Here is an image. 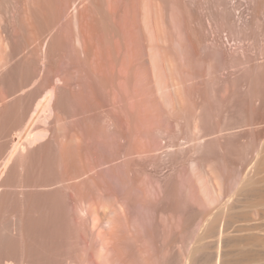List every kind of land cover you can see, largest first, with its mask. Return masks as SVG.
Masks as SVG:
<instances>
[{
  "label": "rangeland",
  "instance_id": "374dc122",
  "mask_svg": "<svg viewBox=\"0 0 264 264\" xmlns=\"http://www.w3.org/2000/svg\"><path fill=\"white\" fill-rule=\"evenodd\" d=\"M39 1L46 5L42 4V8H48L39 10ZM39 1L0 0V162L5 156L11 157L8 166L0 163V250H5L0 252V264H264V166L258 174L252 171L256 165V150L264 147V104L250 101L251 91L243 82L248 76L257 78V75L234 67L225 70L216 81L211 71L202 76L199 56L183 53L179 47L180 0H173V3L172 0ZM37 2L40 6L35 18L36 10L32 9ZM156 3L158 19L154 20L157 25L154 20L152 22L153 17L148 18L150 31L147 32L144 18L139 14L145 15ZM60 4L64 5L62 11L58 8ZM70 5L80 10L85 6L84 11H80L84 20L79 18L80 31L74 29L81 34V28L85 27V30L82 28L83 37L77 31L73 35L74 25L63 15ZM43 11L56 15L45 19L46 13L41 14L45 20L41 25L40 12ZM58 13H62L60 19ZM131 19L135 24L139 22V31L135 29L139 35L136 31L133 35ZM87 20L97 23L93 26L94 23L89 24ZM84 23L88 25L83 26ZM71 24L73 31L69 30ZM161 33L164 40L159 37ZM76 36L81 45L74 46L72 38ZM58 40L62 45L65 43L63 46L67 49L59 47ZM101 41L104 46L99 43ZM73 50H83L79 53L85 55L78 53L76 58L78 51L74 53ZM106 51L111 54L106 55ZM91 59L101 62L96 60L97 66ZM110 60H115L116 64ZM102 61L112 64L106 66ZM166 61L175 71L176 81L181 82L177 89L178 100L175 98L180 106L175 104L172 90L166 84L169 79ZM83 65L88 66L85 68L88 72ZM90 66H93L91 71ZM104 68L107 74L114 70L118 76L113 71L111 74L116 77L106 74L110 77L105 79L108 82L100 81L105 76ZM80 72L84 76L78 74ZM80 75L83 77L79 78ZM58 76L61 82L56 80ZM70 81L73 87L69 86ZM51 87L54 89L51 110L42 111L43 98ZM128 93H132L130 97ZM39 98L42 103L37 101ZM37 102L41 103L39 107H36ZM122 102L124 105L119 104ZM29 130L44 132L46 136L27 146L25 135ZM16 141H22L26 146L22 145L24 150L22 147L17 151L12 149ZM139 148L147 152L139 156L135 152ZM127 157L133 159L130 161ZM212 168L222 171V183L228 189L226 194H221L222 198L218 197L223 199V204L225 202L224 207L214 200L215 192L207 176ZM4 169L5 174L2 173ZM249 173L256 174L252 179L254 183L249 184L250 188L247 185L246 191L243 189L244 194L236 193L234 188L240 176ZM189 189H200V197L204 195L205 198L194 200ZM115 206L119 211L116 214L113 213ZM114 219L119 227L109 226L108 221ZM29 230L32 234L27 233ZM38 255H43V259Z\"/></svg>",
  "mask_w": 264,
  "mask_h": 264
},
{
  "label": "bare ground",
  "instance_id": "6f19581e",
  "mask_svg": "<svg viewBox=\"0 0 264 264\" xmlns=\"http://www.w3.org/2000/svg\"><path fill=\"white\" fill-rule=\"evenodd\" d=\"M39 1V0H38ZM43 1V0H42ZM45 1V0H44ZM49 1V0H48ZM76 1V0H75ZM82 1V0H81ZM84 1V0H83ZM82 1V2H83ZM155 1H157V0H155ZM40 2V1H39ZM39 2H37L38 4H39ZM180 2H181V6H182V10H181V15H182V25H181V41H180V43H179V47H180V50L181 51H183V53H186V54H190V53H192V54H195V55H198L199 56V59H200V64H201V74H202V76H205V75H208V72L210 73V71H211V73H213L214 75H215V78H214V76H213V79H215V81L216 80H218L219 78H220V76H221V74L225 71V70H227V69H229V68H234V67H239V68H244L245 70L247 69L250 73H253V74H255V75H257V78H254V77H251V76H248L249 78L247 79V78H245L244 80L245 81H243L245 84H246V87L251 91V96H250V101H253V102H259L260 104L262 103V104H264V91H262L263 89H264V0H207L206 2H204V0H180ZM37 3H36V7H34L32 10H33V12H34V10H36V12H34L33 13V15L34 14H37V12H38V6H40V4H41V6H40V9L39 10H41L42 11V9H47V8H42V4H43V7L44 6H46L45 5V3H41L40 2V4L39 5H37ZM46 3H48L47 1H46ZM74 3V2H73ZM172 3H173V0H172ZM50 4V3H49ZM48 4V5H49ZM52 4V3H51ZM55 4V3H54ZM54 4H52L53 5V7L55 6ZM66 4V3H65ZM75 4V3H74ZM77 4V3H76ZM79 4V3H78ZM86 5H87V3H85ZM61 5V4H60ZM58 6V8L62 11L63 9H61L64 5H61V6ZM72 5V4H71ZM71 5H70V8H71ZM81 5V4H80ZM83 5V4H82ZM172 5H174V4H172ZM171 5V9L173 10L174 9V7ZM66 6V5H65ZM79 6V5H78ZM113 6V5H112ZM87 7V6H86ZM92 7V6H91ZM139 7V6H138ZM158 6H157V3L156 4H152L151 5V7L149 8V10H148V12L147 13H144L145 15H141V13L139 14L138 12H139V9L137 10L138 12H136V13H138L140 16H142L144 19V26L146 27H143V28H145L146 29V31L147 32H149L150 31V29H149V27H148V23H147V21H148V18H152L151 20H152V22H153V20L154 19H158L156 16H158L157 14V12H158V8H157ZM42 8V9H41ZM58 8H56V10H57V12L58 11H60V10H58ZM67 8H68V10H67ZM67 8H65L66 10H65V13H63V15L65 14L66 15V18H70V19H68V20H66V21H69L70 23H73V30L76 28V29H78L79 31H80V26H82L81 25V23H80V19H82L81 18V15H83L80 11H84V9L83 8H85V6L82 8V10H80L81 8H77V6L76 5H74L71 9L69 8V7H67ZM93 8V7H92ZM109 8V7H108ZM50 9H53V8H51V6H50ZM90 9V8H89ZM88 9V10H89ZM95 9V8H94ZM115 9V8H114ZM55 10V11H56ZM86 10V9H85ZM96 10V9H95ZM107 11V10H106ZM32 12V11H31ZM49 12H51V11H49ZM90 14H92V11H88ZM97 11H95V13H96ZM134 12V13H135ZM144 12V11H143ZM44 13H46V14H44ZM52 13H53V10H52ZM51 13V15H56V13H54V14H52ZM62 13H58V16L57 17H59L58 19H60V14H62ZM85 13H87V12H85ZM95 13H93V14H95ZM100 13V12H99ZM112 13V12H111ZM111 13H110V16H111ZM128 13V12H127ZM150 13V14H149ZM161 12H159V14H160ZM38 14H39V12H38ZM43 15L44 14V16H46L47 15V17H45V19L46 18H48V16H50L51 18H52V16L49 14V13H47V11H43V12H40V15ZM49 14V15H48ZM89 14V15H90ZM123 14V13H122ZM126 14V13H125ZM136 15L137 17L139 16V15ZM148 14L150 15V17L148 16ZM39 15V16H40ZM41 15V16H42ZM63 15H61V16H63ZM88 15V14H87ZM96 15V14H95ZM102 16H103V14H101ZM135 15V14H134ZM134 15L133 16H131V18L132 17H134ZM36 15H34V17H35ZM38 16V15H37ZM41 16H40V18H41ZM44 16H42V18H41V21H42V24L41 25H43V22L45 21L43 18H44ZM85 16H86V14H85ZM92 16V15H91ZM90 16V17H91ZM94 16V15H93ZM98 16V15H97ZM122 16V15H121ZM126 16V15H125ZM171 16H172V14H171ZM55 18L54 19H56L57 17L56 16H54ZM82 17H84V16H82ZM128 16H126V18H127ZM136 17V18H137ZM36 18V17H35ZM61 18H63V17H61ZM80 18V19H79ZM86 18V17H85ZM93 18V17H92ZM101 18V17H100ZM99 18V19H100ZM135 18V19H136ZM37 19H39V17L37 18ZM50 19V18H49ZM48 19V20H49ZM58 19H56V20H58ZM87 19V18H86ZM98 19V18H97ZM96 19V20H97ZM98 19V20H99ZM134 19V18H133ZM133 19H131V20H129V21H132ZM139 19V18H138ZM40 20V19H39ZM39 20H36V21H39ZM83 20V19H82ZM101 20V19H100ZM119 20H126V19H119ZM142 20V19H141ZM51 21H54L53 19L51 20ZM59 21V20H58ZM57 21V22H58ZM84 21V20H83ZM88 21V20H87ZM136 21H137V19H136ZM135 21V22H136ZM140 21V20H139ZM155 21V20H154ZM56 22V21H55ZM54 22V23H55ZM82 22V21H81ZM86 22V21H85ZM99 22V21H98ZM102 22H104L103 20H102ZM133 22V21H132ZM131 22V23H132ZM39 23H40V21H39ZM39 23H37V24H39ZM51 22H49V23H47V24H50ZM62 23H64L65 24V21L64 22H62ZM62 23H61V25H62ZM87 23H89V21L87 22ZM87 23H84L85 25H83V26H86V24ZM92 23H94V24H92ZM95 23H97V22H93V21H91V23H89V24H92L93 26L95 25ZM121 23V22H120ZM124 23V22H123ZM129 23V22H128ZM131 23H129V24H131ZM134 23V22H133ZM137 24L139 23V22H136ZM155 23H156V21H155ZM154 23V24H155ZM56 24V23H55ZM63 24V27L64 26H66V25H64ZM67 24V23H66ZM99 24V23H98ZM98 24H96V26L98 25ZM122 24V23H121ZM137 24H135L134 23V25H135V27H134V25H132L131 24V27H132V29L131 30H134L133 31V35H136V34H134L135 33V31L136 30H138L139 31V29L137 28V27H139ZM142 24H143V22H142ZM141 24V25H142ZM68 25H69V23H68ZM88 25V24H87ZM92 25H90V28H91V26ZM101 25V24H100ZM137 25V26H136ZM140 25V24H139ZM156 25H157V23H156ZM49 26V25H48ZM58 26H60V25H58ZM92 26V27H93ZM122 26H124V24L122 25ZM36 27H37V25H36ZM88 27V26H87ZM87 27H86V29H87ZM97 27H99V26H97ZM38 28V27H37ZM40 28H41V26H40ZM61 28V27H60ZM67 29H69L68 27H66ZM72 28V24H71V26H70V29L69 30H72L71 29ZM84 30H85V27H82ZM82 28H81V34H80V32H78L77 30H74V32L75 31H77V33H79V35L80 36H82L83 37V35H82V32H84V31H82ZM124 29H125V27H123ZM127 28V27H126ZM134 28V29H133ZM58 29V27L55 29V30H57ZM88 29H89V27H88ZM87 29V30H88ZM99 29H101V27L99 28ZM122 30L123 32L125 31V30ZM129 29V28H128ZM136 29V30H135ZM38 30V29H37ZM40 30V29H39ZM38 30V31H39ZM42 30V29H41ZM68 30V32H71V31H69ZM72 30V31H73ZM90 30H92V29H90ZM93 30H94V28H93ZM92 30V31H93ZM97 30V32H100V31H98V29H96ZM95 30V31H96ZM105 30V29H104ZM62 31V30H61ZM63 31H64V29H63ZM129 31V30H128ZM128 31H125V32H128ZM60 32V31H59ZM86 32V31H85ZM97 32H96V34H97ZM101 32H102V30H101ZM159 32V31H158ZM53 33V32H52ZM55 34L57 33V32H54ZM53 33V34H54ZM64 34H65V32H63ZM87 33H89V31L87 32ZM91 33V32H90ZM89 33V34H90ZM94 33V32H93ZM103 33V32H102ZM102 33H99L100 35L99 36H101V34ZM128 33H130V31L128 32ZM136 33H137V31H136ZM139 33V32H138ZM137 33V34H138ZM142 33V32H141ZM140 33V34H141ZM48 34V33H47ZM59 34H62L61 32L59 33ZM58 34V35H59ZM66 34H67V31H66ZM69 34V33H68ZM76 34V32L75 33H73V35H75ZM88 34V35H89ZM120 34V33H119ZM49 35V34H48ZM52 35V34H51ZM70 35V34H69ZM69 35H68V37H69ZM86 35V34H85ZM91 35H93L94 36V34H91ZM98 35V34H97ZM139 35V34H138ZM142 35V37H143V34H141ZM160 36L159 37H161V40H164V34L163 33H161V34H159ZM47 36V35H46ZM55 36H57V35H55ZM59 36H61V35H59ZM63 36H65V35H63ZM72 36V35H71ZM96 36V35H95ZM98 36V37H99ZM119 36H121V35H119ZM125 36H126V33H125ZM131 36V35H130ZM67 37V36H66ZM73 37V36H72ZM85 37H87V35L85 36ZM84 37V38H85ZM89 37V36H88ZM138 37V36H137ZM56 37H54V39H55ZM57 38H59L58 36H57ZM57 38H56V40H55V42H57ZM81 38V37H80ZM84 38H82V39H84ZM91 38V37H90ZM96 38V37H95ZM129 38H131V37H129ZM47 39V38H46ZM66 39V38H65ZM72 39H74V44H76V45H74V46H77L78 44H80L81 45V42L79 41V36H76V37H74V38H72ZM72 39L69 41L70 43L72 42ZM85 39H87V38H85ZM92 39V38H91ZM97 39V38H96ZM99 39V38H98ZM104 39V38H103ZM102 39V40H103ZM123 40L125 39L124 37L122 38ZM122 39L120 40V41H122ZM89 40V39H88ZM93 40V39H92ZM101 40V39H100ZM141 40H142V38H141ZM144 40V39H143ZM48 41V40H47ZM59 42H60V40H58ZM67 40H66V42H68ZM82 41V40H81ZM83 41H85V40H83ZM82 41V42H83ZM94 41V40H93ZM98 41V40H97ZM119 41V42H120ZM126 41V40H125ZM124 41V42H125ZM128 41V40H127ZM134 41V40H133ZM137 41H139L138 39H137ZM80 42V43H79ZM86 43H87V41H85ZM105 42V41H104ZM123 42V41H122ZM61 44H59V47H60V45H62V41L60 42ZM97 43V42H96ZM99 43H101L102 44V41L101 42H99ZM128 43H130L129 41H128ZM127 43V44H128ZM132 43V42H131ZM130 43V44H131ZM134 43V42H133ZM65 44V43H64ZM63 44V45H64ZM83 44H85V43H83ZM93 44H94V42H93ZM119 44H121V42L119 43ZM123 44H125L126 45V43H123ZM55 45H56V43H55ZM58 45V44H57ZM62 45V48L64 49L65 48V46H63ZM80 45H79V47H80ZM89 45V44H88ZM91 45V44H90ZM103 46H104V43L102 44ZM69 46V45H68ZM67 46V47H68ZM84 46V45H83ZM94 46V45H93ZM98 46V45H97ZM107 46V45H106ZM109 46V45H108ZM107 46V47H108ZM119 46H122V45H118V47ZM59 47H57V48H59ZM79 47H74L75 49H80ZM87 47V46H86ZM86 47H83V48H86ZM94 47H96V46H94ZM116 47V46H115ZM55 48V47H54ZM61 48V49H62ZM72 48H73V45H72ZM72 48H70V50L72 49ZM91 48V47H90ZM97 48V47H96ZM111 48V47H110ZM65 49H67V48H65ZM99 49H101L100 47H99ZM104 49V48H103ZM58 50H60V48L58 49ZM91 50V49H90ZM89 50V51H90ZM97 50V49H96ZM95 50V51H96ZM61 51V50H60ZM78 50H75V52H77ZM81 51V50H80ZM80 51H78L77 53H76V58H78V53L80 52ZM83 51V50H82ZM81 51V52H82ZM87 51H88V47H87ZM94 51V52H95ZM97 51H99V50H97ZM96 51V52H97ZM101 51V50H100ZM115 51V50H114ZM55 52H57L58 53V51L56 50ZM73 52H74V50H73ZM74 52V53H75ZM94 52H93V54H94ZM103 52V51H102ZM107 52V51H106ZM44 53V52H43ZM54 53V52H53ZM61 53V52H60ZM73 53V54H74ZM84 53H86L85 51H84ZM90 53V52H89ZM92 53V52H91ZM110 54H111V52H109ZM108 52L106 53V55L107 54H109ZM63 54V53H62ZM61 54V55H62ZM80 55H81V53H79ZM98 54V53H97ZM101 54V53H100ZM99 54V55H100ZM79 55V56H80ZM85 55V54H84ZM84 55H81V56H84ZM90 56H93V55H91V54H89ZM104 55H105V53H104ZM81 56H80V58H81ZM88 56V55H87ZM86 56V57H87ZM94 56L96 57L97 55H95L94 54ZM114 56V55H113ZM61 57H64V56H61ZM95 57H93V58H95ZM105 57V56H104ZM103 57V58H104ZM107 57V56H106ZM91 58V57H90ZM90 58H89V60H90ZM97 58H100V56L98 57L97 56ZM102 57H101V59H103ZM108 58V57H107ZM60 59V58H59ZM82 59V58H81ZM86 59H88V57L86 58ZM110 59V58H109ZM77 60L78 59H76V62H77ZM91 60H93V62H95L96 63V60L95 59H91ZM95 60V61H94ZM108 60V59H107ZM118 60V59H117ZM126 60V59H125ZM145 60V59H144ZM44 61V60H43ZM72 61H75L74 59L72 60ZM98 61V63L99 62H101L99 59L97 60ZM110 61H115V60H110ZM131 61H133L134 62V59H132ZM147 61H149V60H147ZM146 61V62H147ZM79 62V61H78ZM82 62H84L83 60H82ZM93 62H91V63H93ZM103 62V61H102ZM108 62V61H107ZM106 62V63H107ZM112 62H108V63H111L112 64ZM118 62V61H117ZM129 62H130V60H129ZM128 62V63H129ZM132 62V63H133ZM86 63H89V62H86ZM108 63H107V65H108ZM113 63H115L116 64V61L115 62H113ZM148 63H150V62H148ZM45 64V63H44ZM66 64V63H65ZM70 64V63H69ZM72 64H73V62H72ZM100 64H102V63H100ZM99 64V65H100ZM103 64L104 65H106L104 62H103ZM111 64H109V65H111ZM82 65V64H81ZM84 65H86V64H84ZM84 65H83V68H84V70H85V68L86 67H88V66H85L84 67ZM90 65V64H89ZM92 65V64H91ZM96 65H97V63H96ZM106 65V66H107ZM117 65H118V63H117ZM132 65H134V63L132 64ZM151 65V64H150ZM149 65V66H150ZM62 66H64V64L62 65ZM61 66V67H62ZM68 66V65H67ZM98 66V65H97ZM101 67H102V65H100ZM112 66V65H111ZM126 66V65H125ZM128 66H129V64H128ZM131 66V65H130ZM129 66V67H130ZM56 67V66H55ZM54 67V68H55ZM66 67V66H65ZM93 67V66H92ZM92 67L90 66V68H89V70L91 71V69H92ZM95 64H94V69H95ZM105 67V66H104ZM110 67V66H109ZM108 67V68H109ZM115 67H117V66H114V68ZM128 67V69H132V68H129ZM165 67H166V69L168 70V72H169V79H168V82L166 83L167 85H168V87L172 90L171 92L173 93V95L172 96H174V99L176 98H178V95H177V89H178V87H180V81H176V78L174 77V73H175V71L173 70V68L171 67V64H170V62L169 61H166V64H165ZM58 68V67H57ZM64 68V67H63ZM99 68V67H98ZM112 68V67H111ZM113 68V69H114ZM150 69H151V67H149ZM154 68V67H153ZM60 69V68H59ZM59 69H58V72H59ZM65 69V68H64ZM72 69V68H71ZM75 69V68H74ZM102 69V68H101ZM105 69H107V68H104L103 70H104V74L103 75H105L104 77H106L107 75H110L111 74V72H113V71H110V74H107L108 72H109V70H111L110 68L106 71ZM123 69V68H122ZM150 69H147L146 68V70H150ZM236 69V68H235ZM238 69V68H237ZM50 70H51V68H50ZM52 70H53V68H52ZM57 70V69H56ZM76 70V69H75ZM86 70H88V69H86ZM85 70V72H88V71H86ZM93 70V69H92ZM121 70V69H120ZM124 70H126V68L124 69ZM123 70V71H124ZM240 70V69H239ZM238 70V71H239ZM78 71V70H77ZM96 70H94L93 72H95ZM97 71H98V69H97ZM101 71V70H100ZM117 72L119 71V69L118 70H116ZM152 70H150V71H148V72H151ZM48 72V71H47ZM53 72H55V70H53ZM57 72V74H59ZM62 72V71H61ZM65 72H66V69H65ZM71 72V71H70ZM76 72V71H75ZM83 72V71H82ZM107 72V73H106ZM125 72V71H124ZM127 72V71H126ZM125 72V73H126ZM52 73V72H51ZM90 73V72H89ZM92 73V72H91ZM98 73V75L100 74V72H97ZM120 73V72H119ZM128 73H129V71H128ZM153 73V72H152ZM54 74V73H53ZM63 74H64V72H63ZM73 74V73H72ZM75 74V73H74ZM78 74H83V73H78ZM92 74H94V73H92ZM107 74V75H106ZM114 74H115V71H114ZM123 74L124 73H122V76H123ZM149 74V73H148ZM71 75V74H70ZM95 75H97L96 74V72H95ZM102 75V76H103ZM112 75V74H111ZM116 75V74H115ZM149 75H152V74H149ZM65 76H67L68 77V74L67 75H65ZM83 76H84V74H83ZM82 75H80L79 76V78H82L83 77ZM85 76H87V75H85ZM89 76V75H88ZM87 76V77H88ZM93 76V75H92ZM92 76H89V77H92ZM101 76V77H102ZM112 76H114V75H112ZM111 76V77H112ZM116 76H118V75H116ZM116 76H114V77H116ZM124 76H125V74H124ZM59 77V76H58ZM64 77V76H63ZM66 77V78H67ZM86 77V79H88ZM96 77V76H95ZM103 77V78H104ZM147 77V76H146ZM151 77V76H150ZM247 77V76H246ZM56 78V77H55ZM66 78H64V79H66ZM85 78V77H84ZM99 79L100 81L101 80H109V78L110 77H108L107 76V78H104V79ZM148 78H149V76H148ZM205 78V77H204ZM70 79H71V77H70ZM74 79H76L75 77H74ZM73 79V80H74ZM85 79V80H86ZM93 79V78H92ZM113 79H115V78H113ZM112 79V80H113ZM146 79V78H145ZM56 80L57 81H60L61 82V80H62V78L61 77H59L58 79L56 78ZM67 80H69V79H67ZM77 80V79H76ZM95 80V79H94ZM105 80V82H108V81H106ZM111 80V81H112ZM64 82H65V80H63ZM93 81V80H92ZM98 81V80H97ZM110 81V83H112V84H115L114 82H111ZM146 81H148V80H146ZM145 81V82H146ZM214 81V82H215ZM63 82V84H66V82L64 83ZM68 82V81H67ZM71 82V81H70ZM75 82V81H74ZM78 82H80V81H78ZM77 82V83H78ZM93 82H95V81H93ZM99 82V81H98ZM149 82V81H148ZM151 82V81H150ZM149 82V83H150ZM102 83H104V82H102ZM147 83V82H146ZM41 84V83H40ZM49 84V83H48ZM68 84V83H67ZM66 84V85H67ZM76 84V83H75ZM79 84V83H78ZM85 85H87L86 83H84ZM100 84V83H99ZM159 84V83H158ZM244 84V85H245ZM57 85V84H56ZM73 84H72V82H71V85H69V86H72ZM82 85H83V83H82ZM82 85H80L81 86V88H82ZM90 84H88V86H89ZM98 85V84H97ZM101 85V84H100ZM99 85V86H100ZM103 85V84H102ZM105 85H108V83L106 84L105 83ZM110 85V84H109ZM117 85H120V84H116V86ZM147 85H149L148 83H147ZM147 85H146V87H147ZM68 86V85H67ZM74 86V85H73ZM72 86V87H73ZM77 86V85H76ZM92 86V85H91ZM91 86H90V88H89V90L91 89ZM111 86V85H110ZM113 86V85H112ZM111 86V89L112 88H114V87H112ZM115 86V87H116ZM121 86V85H120ZM55 87V86H54ZM63 87H65L64 85H63ZM93 87L94 88H96V86L95 85H93ZM92 87V88H93ZM98 87V86H97ZM104 86H102V88H103ZM106 88L108 87V86H105ZM150 87V86H149ZM75 88V87H74ZM94 88H93V91H94ZM100 88V87H99ZM260 88V89H259ZM261 88H263V89H261ZM27 89V88H26ZM45 89V88H44ZM66 89H68V88H66ZM73 89V88H72ZM77 89V88H76ZM97 89V88H96ZM110 89V91H112ZM116 89L117 90H119V88H117L116 87ZM261 90V91H259V90ZM74 90V89H73ZM73 90H71V91H73ZM81 91H82V89H80ZM114 90H115V88H114ZM113 90V91H114ZM123 90V89H122ZM121 90V91H122ZM27 91V90H26ZM77 90H75V92H76ZM96 91V90H95ZM100 91V90H99ZM98 91V92H99ZM112 91V92H113ZM116 91V90H115ZM114 91V92H115ZM121 91H118L119 93L121 92ZM125 91V90H124ZM146 91L148 92L149 90L148 89H146ZM23 92V91H22ZM74 92V93H75ZM88 92V91H87ZM113 92V93H114ZM126 92V91H125ZM32 93V92H31ZM45 93V92H44ZM53 93H54V89H52V87L46 92V95L44 96L45 98H43L44 99V102L42 103V101L40 100V98L37 100L38 102H40L41 101V103H42V106L40 107L41 108V110L42 111H48V110H51V104H52V98H53ZM55 93H56V90H55ZM78 93H80V91L78 92ZM95 93V92H94ZM110 93V92H109ZM121 93H124V92H121ZM127 93V92H126ZM67 94H69V92L67 93ZM71 94V93H70ZM93 93H91V95H92ZM99 94V93H98ZM116 94H118L117 92H116ZM129 94V97H130V95L132 94V93H128ZM148 94H149V92H148ZM28 95V94H27ZM32 94H30V96H31ZM65 95V94H64ZM85 95V94H84ZM83 95V96H84ZM95 95H96V93H95ZM119 95V94H118ZM127 94H125V96H126ZM32 96H34V95H32ZM56 96V95H55ZM71 96V95H70ZM94 96V95H93ZM113 96H114V94H113ZM120 96V95H119ZM123 96V95H122ZM122 96L120 97V98H122ZM147 96V95H146ZM67 97H69V96H67ZM73 97H75V95L73 96ZM115 97V96H114ZM114 97H113V99H114ZM127 97V96H126ZM132 97V96H131ZM29 98V97H28ZM99 98V97H98ZM116 98V97H115ZM120 98L118 99L117 98V100H120ZM124 98V97H123ZM133 98H135V97H133ZM132 98V99H133ZM130 99V98H129ZM176 99H175V101H176ZM97 100V99H96ZM123 100V99H122ZM121 100V101H122ZM126 100H128V99H126ZM131 100V99H130ZM178 100V99H177ZM97 101H99V100H97ZM129 101V100H128ZM127 101V102H128ZM137 101V100H136ZM139 101H141V100H139ZM138 101V102H139ZM37 102V103H38ZM124 102H125V100H124ZM124 102H122V103H119V104H123ZM145 102H147V101H144V103ZM41 103H38V104H36V107H39V104H41ZM89 103V102H88ZM133 103H135V100L133 101ZM137 103V102H136ZM141 103H143V101L142 102H140V103H138V104H141ZM149 103V102H148ZM252 103V102H251ZM258 103V104H259ZM85 104V103H84ZM94 104H96V103H94ZM98 104V103H97ZM176 105L178 104V106H180L179 105V102L177 103V101H176V103H175ZM257 104V103H256ZM90 105V104H89ZM124 105V104H123ZM125 105H127L126 103H125ZM137 105V104H136ZM143 105V104H142ZM145 105H149V104H145ZM254 105V104H253ZM101 107H104V106H102V105H100ZM119 106V105H118ZM133 107H134V105H132ZM182 106V105H181ZM116 107V106H115ZM140 107V106H139ZM142 107V106H141ZM83 108V107H82ZM94 108V107H93ZM114 108V107H113ZM84 109H86V108H84ZM84 109H82L83 111H85ZM98 109H99V107H98ZM101 109V108H100ZM100 109L98 110L99 112H100ZM116 109V108H115ZM119 109H121V108H119ZM123 109V108H122ZM140 110H141V108H139ZM180 109V108H179ZM37 110V109H36ZM86 110H88V109H86ZM90 111H91V109H89ZM104 110V109H103ZM102 110V111H103ZM117 110V109H116ZM124 110H126L125 109V107H124ZM139 110V111H140ZM34 111H35V109H34ZM54 111V110H53ZM89 111V112H90ZM112 111H114V110H112ZM111 111V112H112ZM134 111V110H133ZM139 111L138 112H136V113H139ZM88 112V113H89ZM105 112V111H104ZM104 112H102V113H104ZM121 112H123L122 110H121ZM144 111H142V113H143ZM24 113H26V112H24ZM41 111H40V116H41ZM46 113H48V112H46ZM52 113V112H51ZM85 113H87V112H85ZM87 113V114H88ZM91 113H92V111H91ZM90 113V114H91ZM107 113L109 114V112L107 111ZM114 113H116L115 111H114ZM132 113H134V112H132ZM33 114H34V112H33ZM90 114H89V116H90ZM99 114V113H98ZM113 114V113H112ZM140 114H141V112H140ZM139 114V115H140ZM144 114V113H143ZM32 115V114H31ZM38 115H39V113H38ZM48 115V114H47ZM86 115V114H85ZM100 115V114H99ZM121 115H122V113H121ZM138 115V114H137ZM138 115V116H139ZM35 116V115H34ZM49 116H50V114H49ZM101 116V115H100ZM108 116H112L111 114H109ZM107 116V117H108ZM32 117V116H31ZM36 117H37V115H36ZM43 117V116H42ZM45 118V117H44ZM109 118V117H108ZM113 118V117H112ZM46 119V118H45ZM49 119V118H48ZM42 120V119H41ZM40 122H42V121H40ZM178 123V122H177ZM25 125V124H24ZM32 125V124H31ZM38 128V127H37ZM44 129V128H43ZM24 130V129H23ZM27 130V129H26ZM39 130V129H38ZM37 131V130H36ZM40 131H41V129H40ZM223 133V132H222ZM46 134V133H45ZM44 132H33V130H29L28 132H26V135H25V141H26V143L27 144H25V145H27V146H29V144L30 145H32L33 143H36V141L37 140H39L41 137H43L44 135ZM209 135H210V133H209ZM46 136V135H45ZM207 136V135H206ZM207 137H209V136H207ZM216 137V136H215ZM214 137V138H215ZM217 137H219V136H217ZM135 138H137V137H135ZM140 138H141V136H140ZM140 138H137V139H140ZM179 138V137H178ZM206 138V137H205ZM204 138V139H205ZM210 138V137H209ZM213 138V139H214ZM22 139V138H21ZM200 139V138H199ZM217 139H220V138H217ZM201 140V139H200ZM199 140V141H200ZM206 140L208 141V139L206 138ZM136 141V140H135ZM206 141V142H207ZM213 141V140H212ZM206 142H204V143H206ZM25 143V142H24ZM136 143V142H135ZM134 143V144H135ZM139 143V142H138ZM199 143V142H198ZM201 145L203 144L202 143V140H201ZM199 143V144H200ZM207 144V143H206ZM22 145H24V144H22V141H16V143H14L13 144V147H12V149L13 150H19V147H22L21 149L22 150H24V146H22ZM208 145V144H207ZM262 145V144H261ZM11 146V145H10ZM135 146V145H134ZM137 146V145H136ZM140 146H142L141 144H140ZM169 146V145H168ZM200 146V145H199ZM263 146V145H262ZM26 147V146H25ZM138 147V146H137ZM137 147H135L136 149H137ZM144 147V146H143ZM165 147V146H164ZM166 147H167V145H166ZM202 147V146H201ZM134 147L132 146V149H133ZM260 148V147H259ZM10 149V148H9ZM140 149H144V148H139V150H136L135 152L136 153H138V155L140 156H142V154L143 153H146L147 151H141ZM200 149V148H199ZM204 149H205V147H204ZM207 151H208V149H207ZM206 151V152H207ZM130 152H131V150H130ZM133 152V151H132ZM135 152H133V153H135ZM133 153H131V155L133 154ZM141 153V154H140ZM10 154H13L12 152H11V149H10ZM124 155H126V154H124ZM13 156V155H12ZM129 156V155H128ZM138 156V158H141V157H139ZM7 157V158H6ZM134 157V159H135V155L133 156ZM133 157H131L132 159H133ZM137 157V156H136ZM143 157H144V155H143ZM254 157V156H253ZM9 158H11V157H9V156H5V159H4V161L2 162V166L4 167L6 164H8L7 162H8V160H9ZM145 158V157H144ZM205 158V157H204ZM255 158H256V165H255V168H254V170H252L253 172H257L256 174H258V171H260L261 170V168H262V166H264L263 164H264V147H263V149H262V147H261V149H259L258 151L256 150V154H255ZM1 159V158H0ZM125 159V158H124ZM127 159H129L128 157H127ZM131 159V160H132ZM137 159V158H136ZM142 159V158H141ZM203 159V158H202ZM254 159V158H253ZM11 160V159H10ZM126 160V159H125ZM130 160V159H129ZM130 160V161H131ZM204 161V160H203ZM211 161V160H210ZM0 162V163H1ZM128 162V161H127ZM206 162V161H205ZM204 162V163H205ZM212 162H215V161H212ZM211 162V163H212ZM203 163V162H202ZM127 164V163H126ZM207 164H208V162H207ZM212 164H214V163H212ZM6 166H8V165H6ZM254 167V166H253ZM261 167V168H260ZM0 168H2V167H0ZM6 168V167H5ZM93 168V167H92ZM264 168V167H263ZM262 168V169H263ZM253 169V168H252ZM260 169V170H259ZM2 171V170H1ZM4 171H5V169L3 170V172L2 173H4ZM90 171V170H89ZM250 171V170H249ZM85 172V174H87L86 173V171H84ZM83 172V173H84ZM208 172V180H209V182H210V184H211V187H212V189L214 190V192H215V199L214 200H217V202H219L220 201V203H222V205H223V207L225 206L224 204H225V202H224V204H223V202H221V200H223V199H219L218 197H220V198H222V195L225 193V192H228L227 190L228 189H225V187H224V184L222 183V179H223V173H221L222 171L221 170H216V169H210L209 171H207ZM1 173V172H0ZM252 173V172H251ZM5 174V173H4ZM256 174L254 175V173H253V175L252 174H247V175H244L243 176V174H242V176H240V179L238 180V182H237V188L235 189L234 188V190L236 191V193L238 192V193H240V192H245L246 190L245 189H247V185L249 186V184L251 183H254V182H252V179H253V177H255L256 176ZM82 175V174H81ZM84 175V174H83ZM87 176V175H86ZM0 177H2V175L0 176ZM78 177H80V174H79V176ZM239 178V177H238ZM255 179V178H254ZM224 180V179H223ZM239 184V185H238ZM251 184H250V186H251ZM250 186L248 187V188H250ZM245 188V189H244ZM194 189V188H193ZM193 189H189V191L191 192V196L190 197H192V198H194V200H198V201H201V200H203L202 198L204 197L205 198V196L203 195H201L202 197H200V194L202 193V191L200 190V192L201 193H199V190L197 191V189L194 191ZM245 191H244V190ZM203 190V189H202ZM248 192V191H247ZM222 194V195H221ZM226 194V193H225ZM244 194V193H243ZM243 194H240V195H243ZM235 195V194H234ZM189 196V195H188ZM201 198V200H199ZM208 198V197H207ZM219 199V200H218ZM203 202V201H202ZM206 202V201H205ZM209 202V201H208ZM216 202V203H217ZM219 203V206L221 205ZM222 205L220 206L221 208H222ZM219 206H218V208H219ZM121 208V207H120ZM217 208V209H218ZM227 208V207H226ZM114 209V208H113ZM220 209V208H219ZM115 210L116 211H113V213H115L116 214V212H119L118 211V209H116V206H115ZM221 210V209H220ZM222 211V210H221ZM123 212V211H122ZM121 212V213H122ZM120 213V214H121ZM112 214V213H111ZM118 214V213H117ZM119 214V215H120ZM113 215V214H112ZM121 216V215H120ZM123 216H124V213H123ZM112 217V216H111ZM112 218H114V217H112ZM117 218V217H116ZM123 218V217H122ZM117 221V220H116ZM115 221V219L114 220H109L108 221V224H109V226H112V227H115L116 228V226H118L119 227V224H117V222ZM29 226V225H28ZM32 226H30V228H31ZM111 227V228H112ZM32 229V228H31ZM34 230H36V229H34ZM43 232H44V229L42 230ZM34 232V231H33ZM46 232V231H45ZM27 233H31L32 234V231H28ZM30 234V235H31ZM35 234H37V233H35ZM29 235V234H28ZM29 235V236H30ZM52 235H55V234H53V232H52ZM51 235V236H52ZM35 236V235H34ZM48 236V235H47ZM36 237V236H35ZM34 237V238H35ZM41 237V236H40ZM1 239L2 238H0V241H1ZM6 239V238H5ZM32 239H33V237H32ZM49 239V238H48ZM51 239H52V237H51ZM39 240H40V238H39ZM54 240V239H53ZM32 242V241H31ZM45 243H46V241H44ZM6 243H8V242H6ZM5 243V244H6ZM1 244H2V242H1ZM31 244V243H30ZM40 244L41 245H43L42 243H41V241H40ZM10 245V244H9ZM36 245H38V244H36ZM6 246V245H5ZM15 246V245H14ZM31 246V245H30ZM45 246L47 247V245L45 244ZM44 246V247H45ZM1 247V246H0ZM11 245H10V249H11ZM24 247V246H23ZM23 247H21V248H23ZM28 247V246H27ZM45 247V248H46ZM2 248H4L3 247V244H2ZM1 248V249H2ZM7 248H9V247H7ZM16 248V247H15ZM15 248H13L12 250H15ZM39 248V247H38ZM43 248V247H42ZM44 248V249H45ZM23 249H25V248H23ZM34 249H35V247H34ZM12 250H11V253H13L12 252ZM18 250V249H17ZM22 250V249H21ZM1 251H3V250H0V252ZM5 251V250H4ZM3 251V252H4ZM10 251V250H9ZM40 252V251H39ZM44 252V251H43ZM45 252H46V250H45ZM2 253V252H1ZM10 253V252H9ZM34 253H35V250H34ZM38 253V252H37ZM36 253V254H37ZM6 254V253H5ZM36 254H34V255H36ZM41 254H43V253H41ZM24 256V255H23ZM28 256H29V254H28ZM33 255H31L30 257L33 259V257H32ZM37 256V255H36ZM39 256V255H38ZM41 256H43V255H40L39 257H41ZM48 256V255H47ZM8 257H11V255L9 256L8 255ZM20 257V256H19ZM45 257V256H44ZM12 258V257H11ZM25 258H26V254H25ZM35 258H37V257H35ZM42 258V257H41ZM40 258V259H41ZM30 259V258H29ZM39 259V258H38ZM43 259V258H42ZM41 259V260H42ZM45 259V258H44ZM36 260V259H35ZM46 260H47V257H46ZM46 260H44V261H46ZM36 261H40V260H36Z\"/></svg>",
  "mask_w": 264,
  "mask_h": 264
},
{
  "label": "crops",
  "instance_id": "0c3cea01",
  "mask_svg": "<svg viewBox=\"0 0 264 264\" xmlns=\"http://www.w3.org/2000/svg\"><path fill=\"white\" fill-rule=\"evenodd\" d=\"M4 136H5V134H4Z\"/></svg>",
  "mask_w": 264,
  "mask_h": 264
}]
</instances>
